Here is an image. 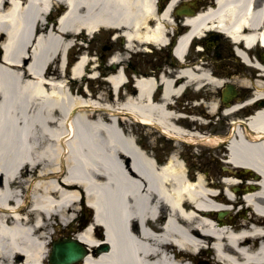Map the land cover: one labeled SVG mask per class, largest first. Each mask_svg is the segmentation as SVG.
<instances>
[{
	"label": "bare ground",
	"instance_id": "obj_1",
	"mask_svg": "<svg viewBox=\"0 0 264 264\" xmlns=\"http://www.w3.org/2000/svg\"><path fill=\"white\" fill-rule=\"evenodd\" d=\"M233 2L218 0L217 5ZM154 3L0 0V264H45L51 228L62 227L88 246L81 264H198L195 253L206 247L224 264H264V108L246 118L249 133L233 122L227 135L198 137L171 110L170 101L183 86L176 85L179 79L161 76L156 99L151 96L155 81L146 76L137 80L136 96L110 97L103 105L105 91L84 98L69 86L86 79L89 58L81 55L70 78L61 76L63 56L82 30L90 34L116 27L123 29L128 44L133 37L165 44ZM64 6L52 21V10ZM211 15L186 17L190 32L209 27ZM224 16L216 15L214 27L227 34L250 21ZM187 34L178 40V55ZM259 37L264 42V30ZM117 59L112 54L111 61ZM90 68L87 75L96 77L99 68ZM124 78L115 70L103 81L114 95ZM126 115L173 139L224 146L228 160L250 169L251 177L242 185L239 172L229 169L221 183L200 172L189 176L177 150L159 165L125 126L121 117ZM249 184L255 186L243 194L231 189ZM216 186H224L225 193ZM83 200L93 207L94 218L81 227L76 222ZM234 200L244 203L237 212L243 220L234 219L229 206ZM218 211L227 216L216 218ZM102 244L107 250L97 252Z\"/></svg>",
	"mask_w": 264,
	"mask_h": 264
},
{
	"label": "flooded vegetation",
	"instance_id": "obj_2",
	"mask_svg": "<svg viewBox=\"0 0 264 264\" xmlns=\"http://www.w3.org/2000/svg\"><path fill=\"white\" fill-rule=\"evenodd\" d=\"M169 1L158 0L155 7L157 16L163 21L166 39L163 47L154 49L149 44L140 45L137 38L130 42L129 49L124 41L117 42V55L125 60L122 66L128 76L121 91L136 92L129 75L132 71L136 77L152 75L159 88L162 87L161 76L174 82L179 79L176 85L182 84L184 92L174 110L189 119L222 118L224 108L232 105L234 109L230 114L241 118L263 109L264 72L260 67L264 66V44L258 35L264 30V0H238L222 8L217 5L218 0H177L174 4ZM208 11L212 13L209 17L211 27L203 36L190 35L181 55L176 57L177 40L191 31L186 17L193 18ZM218 13L238 20L245 17L250 21L240 25L239 32L232 30L227 35L214 28ZM255 16L258 18L256 25L253 22ZM243 34L253 35V39L246 42ZM201 72L210 75L216 83L204 80ZM211 103L217 107L215 113L209 114ZM199 129L205 131L206 127L201 125Z\"/></svg>",
	"mask_w": 264,
	"mask_h": 264
},
{
	"label": "rangeland",
	"instance_id": "obj_3",
	"mask_svg": "<svg viewBox=\"0 0 264 264\" xmlns=\"http://www.w3.org/2000/svg\"><path fill=\"white\" fill-rule=\"evenodd\" d=\"M82 37L84 38V40L88 41L87 45L88 47V56L91 57V63L93 65H96L97 68H99L97 71V74H100L101 71L100 69L103 67V69H106L108 67H110L108 65V63H106V56H109V52H115L117 51V44L115 43H109V37L107 34H105L104 32H99V33H94L93 36H87L84 34H81ZM107 44V46L105 45ZM108 47L106 50H104V48ZM76 58V57H75ZM61 76H65L67 77V69L64 73V71H60ZM104 74L100 75L99 79H92V81H87V83L89 84L88 87L91 89V94L96 95L99 92H106V95L103 97L104 100H101L100 103L101 104H108V102H111V95H109V93L107 92V85L105 84V81H103ZM84 80H81L80 82H75L74 84H71V89L75 92V90H78V86L80 87V85H83ZM102 90V91H101ZM77 94L81 95L79 90L78 92H76ZM123 94V93H122ZM84 95V94H83ZM92 97V96H90ZM93 99V98H92ZM96 101L98 99H95ZM128 120V118H126ZM228 119L224 120V126H222L221 128H218V131H212L209 130L210 133H215V132H219V131H223L225 128H227V121ZM131 121V120H129ZM126 122L124 123L125 126L128 127V129H132V135L134 137L135 140H138L139 143H141L143 146H146L145 150L149 151L150 153H155L159 158H161V160H164L167 152L170 150L171 145H173L172 143H174V140L170 139V138H166L164 135L160 134L159 132H157L154 128L150 127V126H142L140 124L137 125H133L130 122ZM223 122V121H222ZM222 125V124H221ZM212 131V132H211ZM210 133H205V134H210ZM161 135V136H160ZM207 143V142H206ZM208 144V143H207ZM204 144L202 143V145H187V144H174V148L179 152L180 156L182 155V159H184V163L185 166L187 167V170L189 172V176L193 175V171H195V165L196 163H199L201 166V169H205L208 172V179H215L218 180V175L223 173V170L221 168L222 165V161L220 160V157L224 158V153H226L225 150L221 151L222 148H214L212 147L211 144ZM178 148V149H177ZM181 149V150H180ZM202 152L201 156H199L197 159H195L194 155H197L198 152ZM191 179V178H189ZM193 180V179H191ZM218 189H221L222 186H216ZM215 187V188H216ZM232 206V205H231ZM232 213L235 215L234 219H244V216L242 217V214H237L235 212H237V210L233 209L231 210ZM237 214V215H236ZM84 216L81 217V219H83ZM80 219V218H79ZM79 221H77L78 223ZM76 223V224H77ZM66 228H61L59 231H55L51 228V233L52 236L49 237L47 240L51 242V239L56 238V236H59L60 233H64ZM49 247H48V251H49ZM49 253V252H48ZM205 254V253H204ZM200 256H204L203 253L199 254ZM211 253H208V257L211 258L212 256H210ZM206 256V254H205ZM47 260V257H46ZM211 260V259H210ZM46 264H49L46 261Z\"/></svg>",
	"mask_w": 264,
	"mask_h": 264
},
{
	"label": "water",
	"instance_id": "obj_4",
	"mask_svg": "<svg viewBox=\"0 0 264 264\" xmlns=\"http://www.w3.org/2000/svg\"><path fill=\"white\" fill-rule=\"evenodd\" d=\"M52 250L50 257L52 264L71 263L83 253L79 243L74 239H67V241L56 243Z\"/></svg>",
	"mask_w": 264,
	"mask_h": 264
}]
</instances>
